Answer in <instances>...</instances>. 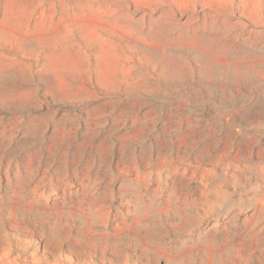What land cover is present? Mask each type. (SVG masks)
Here are the masks:
<instances>
[{
    "label": "rangeland",
    "instance_id": "obj_1",
    "mask_svg": "<svg viewBox=\"0 0 264 264\" xmlns=\"http://www.w3.org/2000/svg\"><path fill=\"white\" fill-rule=\"evenodd\" d=\"M0 264H264V0H0Z\"/></svg>",
    "mask_w": 264,
    "mask_h": 264
}]
</instances>
